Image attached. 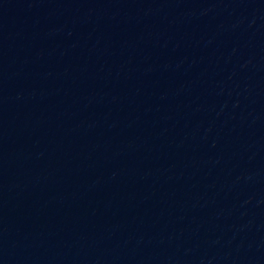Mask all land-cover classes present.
Masks as SVG:
<instances>
[{"label": "water", "instance_id": "obj_1", "mask_svg": "<svg viewBox=\"0 0 264 264\" xmlns=\"http://www.w3.org/2000/svg\"><path fill=\"white\" fill-rule=\"evenodd\" d=\"M0 264H264V0H0Z\"/></svg>", "mask_w": 264, "mask_h": 264}]
</instances>
